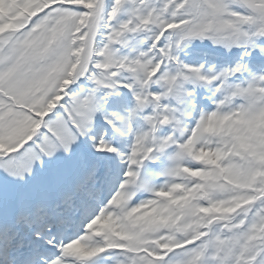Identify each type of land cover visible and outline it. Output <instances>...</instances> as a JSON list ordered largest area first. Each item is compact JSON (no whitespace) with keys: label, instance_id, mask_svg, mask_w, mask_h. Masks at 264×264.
<instances>
[{"label":"snow or ice","instance_id":"snow-or-ice-1","mask_svg":"<svg viewBox=\"0 0 264 264\" xmlns=\"http://www.w3.org/2000/svg\"><path fill=\"white\" fill-rule=\"evenodd\" d=\"M0 264H264V0H0Z\"/></svg>","mask_w":264,"mask_h":264}]
</instances>
